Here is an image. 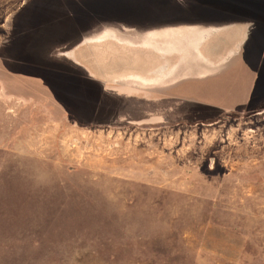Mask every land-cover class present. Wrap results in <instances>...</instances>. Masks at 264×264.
I'll list each match as a JSON object with an SVG mask.
<instances>
[{
  "label": "rangeland",
  "instance_id": "374dc122",
  "mask_svg": "<svg viewBox=\"0 0 264 264\" xmlns=\"http://www.w3.org/2000/svg\"><path fill=\"white\" fill-rule=\"evenodd\" d=\"M247 3L264 10L0 0L16 47L31 48L0 67L21 98H0V264H264V41L202 79L203 66L177 56L178 79L156 86L123 82L147 74L138 54L128 63L89 41L181 29L218 4L254 13Z\"/></svg>",
  "mask_w": 264,
  "mask_h": 264
},
{
  "label": "crops",
  "instance_id": "0c3cea01",
  "mask_svg": "<svg viewBox=\"0 0 264 264\" xmlns=\"http://www.w3.org/2000/svg\"><path fill=\"white\" fill-rule=\"evenodd\" d=\"M164 1L169 5L176 3V0ZM182 1L185 3L186 0ZM24 3L26 2L23 1L20 6L27 5ZM219 4L213 9L210 8L213 6H208L210 10L207 11V15L198 16L196 20L187 22V27L181 29L176 24H171L160 31L143 33L138 29L128 36L118 35L115 32L100 33L92 36L89 41L92 46L103 47L113 55L123 50V54H128V63L130 60L136 62L138 54L140 64L149 66L147 74L145 71L143 74L123 73V82H127L130 86L162 85L164 75L170 84H174V81L178 79L175 77V73L180 68L178 62L174 63V58L181 57V55L187 56V59L191 55L193 62H196L198 67L203 66V71L196 75L197 78L202 79L212 75V71L218 69L216 68L217 63H221V65L227 63L226 66H228V62H233V66L244 63L246 59L252 58L260 42L264 41V38L261 39V36L264 35V10L262 8L260 9L256 4L247 3L251 7L249 10L254 11L256 8L254 13H249L248 9H242L241 5L233 11L228 10L225 5ZM217 8L218 10H216ZM9 14L8 11H5L0 20V67H2L3 59L9 58V54L27 53L25 46L16 47L14 33L10 25L12 18L9 17ZM167 17L170 18L169 20L173 19V17ZM167 17L160 18V20H166ZM68 43L75 44L73 47L76 49L80 46L77 39H70ZM30 49V47L27 48L29 52ZM77 52L78 50L75 53ZM180 78H184V74L180 75ZM260 78L259 81H262ZM7 86L0 76L1 101H19L21 98L17 90L9 92ZM136 92L130 87L128 94L132 96ZM260 93V96H257L255 100L258 103L264 102V87ZM133 99L136 98H130V100ZM0 125L2 128V123ZM1 128L0 132L3 133Z\"/></svg>",
  "mask_w": 264,
  "mask_h": 264
},
{
  "label": "clouds",
  "instance_id": "9594fccd",
  "mask_svg": "<svg viewBox=\"0 0 264 264\" xmlns=\"http://www.w3.org/2000/svg\"><path fill=\"white\" fill-rule=\"evenodd\" d=\"M215 166V159H210L209 162H208V167L210 170H212Z\"/></svg>",
  "mask_w": 264,
  "mask_h": 264
}]
</instances>
